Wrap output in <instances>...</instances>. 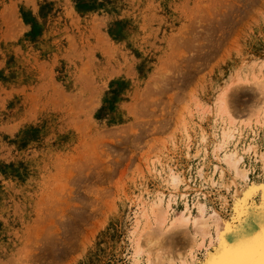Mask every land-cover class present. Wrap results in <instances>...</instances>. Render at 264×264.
I'll return each mask as SVG.
<instances>
[{"label":"rangeland","instance_id":"obj_1","mask_svg":"<svg viewBox=\"0 0 264 264\" xmlns=\"http://www.w3.org/2000/svg\"><path fill=\"white\" fill-rule=\"evenodd\" d=\"M260 63L264 0H0V264H130L139 197L172 165L194 197L236 74L228 109L264 148ZM201 184L229 215L232 190Z\"/></svg>","mask_w":264,"mask_h":264},{"label":"bare ground","instance_id":"obj_2","mask_svg":"<svg viewBox=\"0 0 264 264\" xmlns=\"http://www.w3.org/2000/svg\"><path fill=\"white\" fill-rule=\"evenodd\" d=\"M258 68L260 69L257 71L255 66L252 67V79L258 82L263 97L262 100L257 98L258 101L256 97L254 98L257 105H262L264 64L260 63ZM257 72H261V75ZM243 79L236 74V78L230 79L216 98L214 122L217 130L210 147L207 145L206 135L202 136L204 144L200 156H203V160H199L196 168L194 167L193 181L196 184L194 197L190 199L189 191L181 190V187L186 188L191 183L186 182L184 174L171 168L173 165L167 169V173L165 172L164 182L169 189L168 193L157 190V187L155 189L157 191L146 195L147 197H139L133 229L129 231V234H132L130 264H264L258 253L260 244L264 242V182L250 180L248 173L251 167L246 165V159L252 158L260 161L262 163L260 168H264V148L262 142L256 141L254 134V137H251L254 141L244 140L242 131L244 127L241 129L238 127L236 114L232 117V111H229L232 109H228L230 106L228 103L231 102H228L229 93L234 87L238 92L237 84L240 85ZM259 100L262 102L259 103ZM255 108L258 112L262 107ZM261 120H264V107L260 110L256 123L262 125ZM249 124L248 121V126ZM194 156L198 158V153L196 152ZM163 169L162 166L161 170ZM203 180L213 186H222L226 191L232 190L229 215H225L214 206L209 207L207 192H203L201 188ZM223 198V204H228L225 195ZM238 237H244L247 242L234 248ZM221 239H224L227 248L217 247Z\"/></svg>","mask_w":264,"mask_h":264},{"label":"snow or ice","instance_id":"obj_3","mask_svg":"<svg viewBox=\"0 0 264 264\" xmlns=\"http://www.w3.org/2000/svg\"><path fill=\"white\" fill-rule=\"evenodd\" d=\"M247 241L244 237H238L236 244L233 245V247H237L239 245L245 244ZM218 248H227L228 245L225 243L224 239H221L217 245ZM258 253L260 255L261 261L264 262V242H262L258 248Z\"/></svg>","mask_w":264,"mask_h":264}]
</instances>
